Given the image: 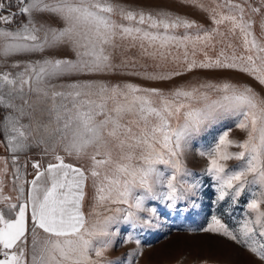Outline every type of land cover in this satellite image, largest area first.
<instances>
[{
    "label": "snow or ice",
    "instance_id": "obj_1",
    "mask_svg": "<svg viewBox=\"0 0 264 264\" xmlns=\"http://www.w3.org/2000/svg\"><path fill=\"white\" fill-rule=\"evenodd\" d=\"M0 149V264H142L205 178L264 264V0H0Z\"/></svg>",
    "mask_w": 264,
    "mask_h": 264
},
{
    "label": "rangeland",
    "instance_id": "obj_2",
    "mask_svg": "<svg viewBox=\"0 0 264 264\" xmlns=\"http://www.w3.org/2000/svg\"><path fill=\"white\" fill-rule=\"evenodd\" d=\"M117 2H122V0H117ZM148 2L149 0H138L141 5ZM180 12L181 14L187 12L190 18L203 22L201 16L194 11L181 9ZM233 135L237 138L242 137L239 130H236ZM201 146H203V141L195 142V147L189 156V167L194 174L200 172L201 163L196 156V151ZM0 155H6L3 149H0ZM2 166L0 164V167ZM208 183V179L205 178V188L198 201V207H189L188 213L179 220L175 216L162 218L158 230L143 235L142 244L146 256L142 264H147L149 261L151 264H197L201 258H206L209 264H256V260L242 248L226 239L209 237L200 232V229L206 226L212 212L222 215L224 222L230 227L233 224L229 217L223 215V204L219 208L210 207L213 190L207 186ZM188 229L193 231L189 232ZM116 239L117 246L111 251L113 260L122 257L127 251V248L119 247L120 236Z\"/></svg>",
    "mask_w": 264,
    "mask_h": 264
}]
</instances>
